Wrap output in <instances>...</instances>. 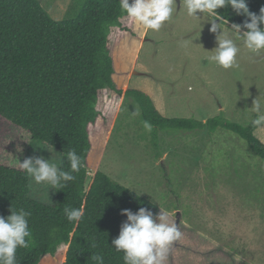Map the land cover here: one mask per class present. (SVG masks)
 Returning a JSON list of instances; mask_svg holds the SVG:
<instances>
[{"label":"rangeland","instance_id":"374dc122","mask_svg":"<svg viewBox=\"0 0 264 264\" xmlns=\"http://www.w3.org/2000/svg\"><path fill=\"white\" fill-rule=\"evenodd\" d=\"M40 2L60 20L70 0ZM176 5L159 31L146 29L142 39L122 47L130 72L127 87L149 94L166 117L205 121L221 115L250 124L257 115L253 101L264 105V52L250 54L237 41L238 66H217L206 59L216 46L210 24L204 16H188L184 0ZM230 26L221 22V34L235 39ZM96 106L108 117V133L93 134L94 143H105L100 170L154 202L158 214L181 232L163 264H264V161L243 140L228 131L205 129H157L155 139V128L147 130L131 97L106 91ZM261 126L256 135L264 141ZM30 156L61 157L0 117V163L19 168L18 160ZM29 195L56 203L55 190L30 178ZM65 249L60 245L56 255H44L40 264H61Z\"/></svg>","mask_w":264,"mask_h":264},{"label":"trees","instance_id":"16d2710c","mask_svg":"<svg viewBox=\"0 0 264 264\" xmlns=\"http://www.w3.org/2000/svg\"><path fill=\"white\" fill-rule=\"evenodd\" d=\"M247 4L258 14L264 0ZM217 11L229 25L245 19L230 7ZM145 32L143 25L127 17L120 0H70L60 20L40 0H0V117L26 131L31 141L56 149L65 170L70 171L69 151L75 150L82 161L75 179L55 190L53 205L29 195V177L21 169L0 163V215H9L10 206L31 213L32 236L27 248L17 250L19 264H40L44 255H56L60 245L66 247L61 264H95L92 254H101L104 264H124L123 253L110 245L126 219L120 210L147 207L158 214L154 202L99 168L105 143H94L93 134L108 133L107 114L96 106L106 91L131 97L143 122L155 128V139L157 129L224 130L264 161V141L256 135L260 126L221 115L205 121L166 117L149 94L127 87L130 72L121 49ZM81 204L85 217L74 226L63 210Z\"/></svg>","mask_w":264,"mask_h":264},{"label":"clouds","instance_id":"9594fccd","mask_svg":"<svg viewBox=\"0 0 264 264\" xmlns=\"http://www.w3.org/2000/svg\"><path fill=\"white\" fill-rule=\"evenodd\" d=\"M227 7L245 17L241 23H232L227 27L235 34V39L227 33L221 34V22L226 25L227 19L217 10ZM120 8L131 21L138 22L147 30L159 31L172 18L177 5L176 0H120ZM184 8L190 17L198 19L204 16V21L210 24L209 31L216 34V46L206 59L217 66L225 70L238 66L237 58L241 49L237 41L250 54L264 52V6L260 7L257 14L249 10L247 0H184ZM252 109L257 115L250 123L254 126L264 125V105L254 100ZM146 127L151 131V125ZM17 151L22 152V149L17 147ZM67 159L70 171L63 168L62 161L45 159L43 156H30L22 162L18 161L19 168L35 185L60 190L75 179L73 174L79 172L82 164L75 150L67 153ZM63 211L74 226H78L85 217L83 204L77 208L65 207ZM9 212L7 216L0 215V264H19L17 250L27 248L32 236L28 220L31 213L11 206ZM120 213L126 219L121 222L119 233L110 245L117 253H123L124 264H163L170 246L181 238L177 224L170 223L163 213L154 214L147 207H139L135 212L125 208ZM90 258L95 264H104L101 254H92Z\"/></svg>","mask_w":264,"mask_h":264}]
</instances>
